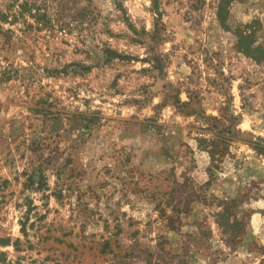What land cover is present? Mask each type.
Masks as SVG:
<instances>
[{
  "label": "rangeland",
  "instance_id": "374dc122",
  "mask_svg": "<svg viewBox=\"0 0 264 264\" xmlns=\"http://www.w3.org/2000/svg\"><path fill=\"white\" fill-rule=\"evenodd\" d=\"M222 1L0 0V264H264V0Z\"/></svg>",
  "mask_w": 264,
  "mask_h": 264
},
{
  "label": "trees",
  "instance_id": "16d2710c",
  "mask_svg": "<svg viewBox=\"0 0 264 264\" xmlns=\"http://www.w3.org/2000/svg\"><path fill=\"white\" fill-rule=\"evenodd\" d=\"M222 2L225 3L224 0H223ZM19 7H20V9H21L20 12H19V14H21V15L29 10L28 8H25L24 5H20ZM3 17H4V15H3ZM219 17H220V19H223L221 8H220V12H219Z\"/></svg>",
  "mask_w": 264,
  "mask_h": 264
}]
</instances>
